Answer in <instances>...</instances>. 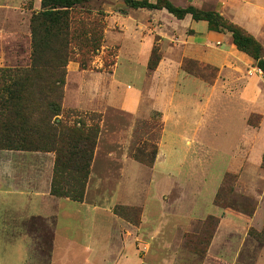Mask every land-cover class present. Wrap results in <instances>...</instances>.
I'll use <instances>...</instances> for the list:
<instances>
[{"label":"rangeland","instance_id":"rangeland-1","mask_svg":"<svg viewBox=\"0 0 264 264\" xmlns=\"http://www.w3.org/2000/svg\"><path fill=\"white\" fill-rule=\"evenodd\" d=\"M167 1L179 8L192 6L203 11H214L215 6L213 0ZM87 7L91 13L97 9L103 12L102 40L91 57V69L79 70L75 62L68 61L58 98L50 96L46 100L56 104L58 115L54 118L58 124L97 130L90 161L94 163L93 176H87L86 184L91 186L89 193L93 196L111 191L117 195L110 208L121 223L119 232L115 231L116 241L119 234L122 240L125 226L132 233L140 228L144 246H136V243L131 246L141 256L142 264H256L261 261L258 256L264 247L251 239L247 230L260 231L264 225V213L260 227L248 224L256 210L255 221H259L264 212V167L245 168L243 177L238 179V171L244 169L246 161L244 152L232 155L231 146L236 144L237 137L233 104L214 96L199 118L200 110L184 109L178 124L168 125L170 132L181 129L180 135L176 132L165 140L171 113L167 111L164 117L156 110L152 95L164 87L171 95L177 80L170 77L162 82L151 73L161 56L154 18L141 9L125 13L119 0H92ZM39 10V0H35L25 27L0 30V69L10 70L6 73L8 78L12 77V69L21 70L29 64V18ZM142 34L150 36L147 45L138 44L144 37ZM143 60L145 66L140 70ZM116 62L120 70L111 77ZM180 69L205 85L218 81V69L197 60L181 59ZM7 79L0 80V86L6 84ZM127 90H135L137 94L138 106L132 113L125 112L121 105ZM196 99L201 102V98ZM36 104L32 124H37L45 110L44 104ZM244 119L246 124L255 125L258 115L246 114ZM197 130L199 138H205L208 145L205 151L201 143L193 140ZM36 131L42 136L27 137L28 142L33 141L27 147L55 156L51 135L39 125ZM249 141L251 138L246 137L242 144ZM237 156L241 162L238 167L224 171L238 160ZM131 161L139 168L128 170L126 166ZM162 166L166 171L160 169ZM128 193L133 198L127 199ZM68 209L63 204L55 209L60 214L53 227L55 259L58 255L65 257L67 249L71 248L69 241L77 239V233L72 232L75 214ZM226 214L234 216L236 224L213 240L219 218ZM53 222L51 216L45 220L33 218L23 224L35 236L36 249L42 252L51 246ZM242 223L243 229L240 228ZM8 234L13 235L2 238L3 247L12 248L16 254L18 237L14 229ZM40 257L39 261L43 262L44 256Z\"/></svg>","mask_w":264,"mask_h":264},{"label":"crops","instance_id":"crops-1","mask_svg":"<svg viewBox=\"0 0 264 264\" xmlns=\"http://www.w3.org/2000/svg\"><path fill=\"white\" fill-rule=\"evenodd\" d=\"M192 1L188 0V3ZM213 1L215 12L239 26L264 49V0ZM34 5L35 0H0V30L16 29L20 25L25 27L29 12ZM124 9L125 13L126 10H136ZM141 10H145L154 18L156 34L160 36L158 41L161 45V56L151 73L156 78H160L162 82L170 77L177 80L171 89V95L168 94V89L165 87L152 95L156 110L162 112L164 117L166 116L164 113L167 111L171 113V120L167 122L164 139L167 140L169 135L175 136L173 133L176 132L180 135L181 129L170 132L168 125L176 126L184 109L194 110L196 108L200 110L199 118L201 114L204 115L212 98L218 96L222 101H230L233 104L232 109L237 114L235 121L237 137L234 141L236 144L231 146V150L233 156L244 152L246 161L244 169L238 171V179L243 177L245 168L258 170L261 155L264 154V77L253 71L256 68L254 61L246 54L235 51L228 33L207 30L205 21L192 20L189 15H185L182 19H175L164 9L141 8ZM160 17L163 21L161 23L159 22ZM140 39L139 45L140 43L144 45L150 43L149 35L145 34ZM183 58L215 66L218 69V81L213 85H205L185 74L180 69V61ZM262 60L264 61V56ZM144 62L143 60L139 67L140 70L144 69ZM118 67L117 62L114 63L111 77L119 72ZM127 68L131 71L129 66ZM231 73L235 75L232 76ZM123 96L121 102L123 110L128 113L134 112L138 106L135 90H127ZM196 97L201 98V102L199 99L195 101ZM246 114L258 115L255 125L246 124L244 119ZM197 133L198 130L193 140L201 143L202 150L205 151L208 146L205 144V138H199ZM246 137H250L251 141L242 144ZM159 151L160 148H158ZM237 159L236 162L231 163V167L224 171H234L238 167V163H241L238 156ZM53 161L54 156L51 152L0 149V264H142L141 256L131 246V243H136V246L139 247L144 246L140 228L137 229V232L132 233L125 226L122 240L120 234L117 235L118 241L115 239V234L119 232L117 229L120 228L121 223L111 213L110 208L115 204L117 195L115 196L111 191L110 194L104 192L100 196H93L89 193L91 187L89 184L85 185L80 202L50 195L49 186ZM93 164V162L90 164L88 178L93 176ZM126 168L136 170L139 167L131 161L127 163ZM160 169L166 171L167 168L162 166ZM262 179L264 180V175ZM126 198L133 197L128 193ZM62 204L75 214L72 232L77 233V239L69 241L71 248L67 249L65 257L59 258L58 255L55 259L52 245L53 227L57 216L60 215L56 213L55 209ZM263 213L262 211L260 220L255 221L256 210L248 224H251L253 228L260 227ZM51 216L54 217L50 237L51 246L46 252H42L36 249L35 236L30 234L25 228L26 224L25 226L23 224L33 218L45 220ZM142 219L139 227L142 224ZM79 221L80 223H78ZM233 224H236L234 216L229 214L221 216L213 240L225 232L224 229H230ZM243 227L242 223L240 228L243 229ZM22 228L25 229V233ZM13 229L15 237H18L19 241L16 254L13 253L12 248H4L2 240L4 237H11L13 234L7 235ZM129 232L133 234L132 237ZM40 255L44 256L43 262L39 261ZM258 258L261 261L256 264H264V250L260 251Z\"/></svg>","mask_w":264,"mask_h":264},{"label":"trees","instance_id":"trees-1","mask_svg":"<svg viewBox=\"0 0 264 264\" xmlns=\"http://www.w3.org/2000/svg\"><path fill=\"white\" fill-rule=\"evenodd\" d=\"M90 1L39 0L40 10L29 18V64L21 70L12 69L10 78L6 77L10 70L0 69V80L9 79L0 86V149L32 150L27 146L33 141L28 142L27 137L34 134L40 138L41 132L36 131L39 125L53 140L55 156L49 193L74 202L82 200L97 130L58 124L54 118L58 108L46 99L58 98L68 61L75 62L79 70L91 69V57L102 40L103 12L97 9L91 13L87 7ZM119 1L123 9H164L175 19L189 15L192 20L205 21L209 31L228 33L233 46L250 57L264 77L263 47L217 12L192 6L179 8L167 0ZM36 103L44 104L45 110L37 124H32L31 115L38 108ZM133 158L136 159L135 155ZM260 166L264 167V154ZM247 235L264 247V225L260 231L248 228Z\"/></svg>","mask_w":264,"mask_h":264},{"label":"built area","instance_id":"built-area-1","mask_svg":"<svg viewBox=\"0 0 264 264\" xmlns=\"http://www.w3.org/2000/svg\"><path fill=\"white\" fill-rule=\"evenodd\" d=\"M253 71L257 74H261L260 70L258 68H254Z\"/></svg>","mask_w":264,"mask_h":264}]
</instances>
